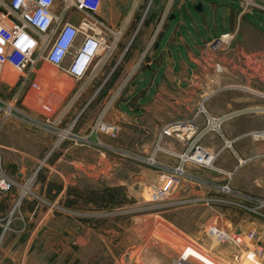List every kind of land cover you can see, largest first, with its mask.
Wrapping results in <instances>:
<instances>
[{
    "label": "rangeland",
    "instance_id": "rangeland-1",
    "mask_svg": "<svg viewBox=\"0 0 264 264\" xmlns=\"http://www.w3.org/2000/svg\"><path fill=\"white\" fill-rule=\"evenodd\" d=\"M204 1L210 4L216 0ZM154 4V0H150L136 10L138 17L149 18ZM260 5L261 8L252 7L245 12L254 10L264 14V0ZM207 10L208 21L212 23L210 5H207ZM191 14H187L184 20L191 19ZM193 15L195 21H202L199 15ZM217 19L218 27L222 30L227 24L224 11L218 12ZM116 58L117 53H111L102 69L104 73L100 71L92 83L84 86V91L77 95L75 93L81 81L60 73L57 67L49 63L36 61L31 71L19 72L9 64L2 70L0 97L16 108L13 113L23 120L27 116L49 120L44 127H34L27 122L25 126L20 124L21 128H26V125L31 128L30 132L37 136L34 137L35 143L40 146H35L28 154L24 161V177L16 178L17 184L12 188V192L20 194L22 200L15 210L18 196L10 209V214L15 210L10 215V227H13L12 221L16 216L25 219L22 214L25 200L41 201V198L39 207L48 215L45 220L47 229L41 234V241L43 244H62L61 254L71 264H178V261L184 264H264L262 257L247 259L245 248L264 247V239L251 241L243 236L241 246L231 239L233 235L253 228L264 235V220L260 216L247 213L235 205L228 206L221 201L211 200L226 196L196 182L184 181L167 200H153L151 187L158 175V168L145 162L150 153L120 152L115 145L118 138L112 140L101 133L90 137L92 143L89 145L91 148H86L88 152L61 156L58 152L64 144L68 150L84 145L68 137L49 153L57 141V132L68 128L84 110L89 95L92 97L95 93L84 112L86 116L94 115L95 120L87 130L76 122L73 132L89 134L98 119L114 122L108 119L112 117V110L108 107L118 99L123 89L116 87L110 90V79L100 91L97 92V89L107 74L108 66L113 67ZM254 59L249 58L251 66L262 70L263 63L258 61L259 58ZM222 130L225 134L223 127ZM226 137L234 140V148L237 149L235 138ZM220 138L215 152L223 147L224 142ZM47 140L53 143L49 144ZM100 141L114 149L104 152ZM258 155L256 165L248 167L244 163L238 166L237 156L233 157V151L224 147L215 164L234 170L230 184L233 188L264 198V164L260 165L264 163V157ZM160 156L165 158L166 154L160 153ZM59 159L61 161L57 162ZM188 169L191 172L197 170L191 165ZM201 171H204L203 178L208 181L220 185L226 182V176L219 172ZM60 186L64 188L62 192L58 190ZM25 187L29 190L24 192ZM112 194L115 195V204L109 200ZM233 199L239 201L236 197ZM34 219L37 218L31 220ZM212 226L224 230L228 236L217 240L209 232ZM237 255L238 261L235 260Z\"/></svg>",
    "mask_w": 264,
    "mask_h": 264
},
{
    "label": "crops",
    "instance_id": "crops-1",
    "mask_svg": "<svg viewBox=\"0 0 264 264\" xmlns=\"http://www.w3.org/2000/svg\"><path fill=\"white\" fill-rule=\"evenodd\" d=\"M143 3L144 0H103V10L100 13L105 22L121 33L113 51L117 53L113 64L127 48L117 70L108 81L110 90L116 87L123 89L118 99L108 107L112 110V117L108 119L122 127L117 144L113 141L118 151L151 153L157 133L164 123L192 115L204 102L208 111L216 116L227 111H244L227 120L222 127L228 137L235 138L238 145L234 149L237 155L247 160L244 163L248 167L256 165L257 155L264 153V137L257 139L252 136L253 131L264 129V68L254 69L249 58H255V61L259 58L261 61H258L264 65V14L253 10L239 16L241 0H216L210 4L205 2L203 12L196 11L193 3L187 0H154L156 4L152 14L145 20L144 16L139 18L136 11L142 8ZM168 5L170 13L166 19ZM207 5H210V12L213 14L212 23L207 18ZM149 7L150 5L148 9ZM55 11L58 12L59 8ZM219 11H224L227 22L222 30L218 27ZM190 12L192 19L185 21L184 18ZM193 13L199 15L202 21H195ZM237 24L240 29L235 48L220 54L224 72L212 84V87L219 90L202 94L198 91L199 84L189 90V82L205 43L216 35L232 30ZM153 40L155 43L151 47ZM42 66L43 64L40 69ZM109 66L107 72L112 68ZM60 73L65 74L62 71ZM101 73L104 72L101 70ZM130 75L131 78L127 81ZM80 81L81 85L75 95L92 83L89 77ZM89 98L90 95L86 104ZM88 105L83 107L84 110ZM84 110L78 112L75 119L78 126L87 130L93 124L95 116H86ZM24 121L19 116L0 113L1 163L3 170L15 179L24 177L25 159L35 146H40L35 143L34 137L37 136L30 132L29 126L21 128L20 124L25 126ZM198 121L201 125L204 124V117H199ZM219 138L217 134L210 133L202 140L201 145L211 152L215 151ZM48 142L53 143L51 140H47ZM42 143L47 145L46 142ZM166 143L178 151L184 150L182 144L169 138ZM65 147L64 144L58 152L61 156L66 153L88 152L87 149L91 148L87 144L69 150ZM235 156L233 153V157ZM160 159L166 162L177 161V158L167 154L165 158L160 156ZM59 161L61 159L57 160ZM262 164L264 163H260ZM196 171L204 176V171ZM58 190L62 192L64 188L60 186ZM19 195L12 190L0 192L2 223L5 224ZM40 200L42 201L41 198ZM41 201L25 200L22 209L25 219L21 220L16 216L12 221L13 227L9 226L0 240V264H71L61 254L62 244H43L41 241L40 236L47 229L45 220L48 216L39 207ZM33 217L37 219L31 220ZM2 230L3 226L0 224V233Z\"/></svg>",
    "mask_w": 264,
    "mask_h": 264
},
{
    "label": "built area",
    "instance_id": "built-area-1",
    "mask_svg": "<svg viewBox=\"0 0 264 264\" xmlns=\"http://www.w3.org/2000/svg\"><path fill=\"white\" fill-rule=\"evenodd\" d=\"M102 3L103 0H0V75L7 64L19 72H24L26 70L31 71L36 66L34 64L36 61H42L57 67L76 81L86 77L91 80L94 79L103 69L107 56L114 51L121 37L118 29L102 19L100 15ZM260 4L261 0H241L239 16L249 8H261ZM56 8H59L58 12L55 11ZM169 13L170 5L166 6V19ZM74 20L76 22H73ZM239 29L240 26L237 24L232 30L216 35L205 43L189 82V90L198 84V91H201L202 94H211L219 90L212 87V84L216 83L224 72V62L220 59V54L228 53L235 48ZM154 43L155 40L152 41L151 47L154 46ZM125 52L107 72L97 92L114 74ZM142 62L141 60L140 63ZM130 78L131 75L127 81ZM119 89L121 90V88ZM204 90L209 91L205 92ZM94 97L95 93L87 104ZM15 110V107L0 97V112L3 111L5 116H14L13 111ZM243 112V110L232 111L215 116L208 111L202 102L192 115L164 123L157 133L152 152L144 159L148 165L158 168V175L151 187V198L153 200H167L179 184L184 181L196 182L199 186L218 191L226 196L211 198V200L221 201L228 206L235 205L247 213L260 216L264 220V198L233 188L230 184L234 170L225 169L215 164L224 147L231 149L237 156L238 166L245 162V159L237 155L234 149V140L227 138L222 131L225 121ZM201 116L205 120L202 125L198 121ZM25 121L34 127H44L49 122V120L42 121L29 116ZM75 123L76 119L68 128L57 132V141L49 153L68 137L74 139L78 144L90 145L92 143L90 137L101 133L111 139H116L122 129L118 123L98 119L91 127L88 135H78L73 132ZM210 133H215L223 139V147L217 152H211L201 145L202 140ZM252 136L257 139L263 138L264 129L253 131ZM167 138L182 144L184 150L178 151L168 145L166 143ZM99 145L103 147L104 152L114 149L113 146L102 141ZM160 153L177 158V161L166 162L160 159ZM258 156L264 157V153ZM189 165L197 170L219 172L226 176V182L220 185L214 181H208L196 170L191 172L188 169ZM16 184V179L3 170L0 156V192H8ZM21 197L14 207L15 210L22 200ZM234 197L239 201H235ZM12 214L6 218L5 224L0 220V224L3 226L0 240L10 226V215ZM209 232L220 239L228 236L224 230L217 226L210 227ZM243 236L251 241L264 239V235L260 234L256 228L237 233L231 239L234 244L241 246ZM245 248H247V258L253 256L264 258L263 246L255 247L252 250L249 246H245ZM251 259L249 258V260ZM235 260H239V255L235 256Z\"/></svg>",
    "mask_w": 264,
    "mask_h": 264
},
{
    "label": "water",
    "instance_id": "water-1",
    "mask_svg": "<svg viewBox=\"0 0 264 264\" xmlns=\"http://www.w3.org/2000/svg\"><path fill=\"white\" fill-rule=\"evenodd\" d=\"M188 2H192L193 3V8L198 11V12H203V5L205 3L204 0H187ZM148 2H150V0H144V3H143V7L145 5L148 4ZM192 15H190V18L192 19Z\"/></svg>",
    "mask_w": 264,
    "mask_h": 264
},
{
    "label": "bare ground",
    "instance_id": "bare-ground-1",
    "mask_svg": "<svg viewBox=\"0 0 264 264\" xmlns=\"http://www.w3.org/2000/svg\"><path fill=\"white\" fill-rule=\"evenodd\" d=\"M28 190H29L28 187H25V188H24V192H25V191H28ZM213 236H215V238H217V240L220 239V238H219L218 236H216V235H213ZM249 258H250V259L252 258L251 260L259 259V258L255 257V256H253V257H248L247 259H249ZM178 263H179V264H184V262L182 263V261H178Z\"/></svg>",
    "mask_w": 264,
    "mask_h": 264
},
{
    "label": "trees",
    "instance_id": "trees-1",
    "mask_svg": "<svg viewBox=\"0 0 264 264\" xmlns=\"http://www.w3.org/2000/svg\"><path fill=\"white\" fill-rule=\"evenodd\" d=\"M109 200H110V203L111 204H113L114 202H116V199H115V195H110V198H109ZM115 204V203H114Z\"/></svg>",
    "mask_w": 264,
    "mask_h": 264
}]
</instances>
